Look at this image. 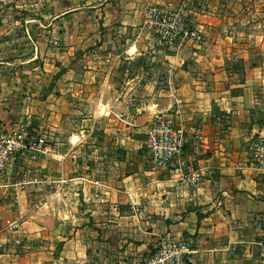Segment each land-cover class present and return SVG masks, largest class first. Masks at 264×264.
Here are the masks:
<instances>
[{"label":"crops","instance_id":"1","mask_svg":"<svg viewBox=\"0 0 264 264\" xmlns=\"http://www.w3.org/2000/svg\"><path fill=\"white\" fill-rule=\"evenodd\" d=\"M179 1L83 0L77 7H54L53 20L64 24V53H83L97 40L113 43L107 48L113 50L126 41V27L134 35L137 26L142 30L145 6L176 7ZM223 1L228 3L196 0L205 42L194 47L176 41L180 47L163 60L165 70L173 69L163 74L165 89L154 81L126 89L125 79L103 81L102 69L93 85H83L91 82L87 75L85 81L71 77L73 96L59 82L52 112L39 114L43 123L49 119L53 156L31 162L20 155L13 169L0 173V226L15 219L22 226L16 234L0 231V264H148L171 239L189 245L185 264H264V173L251 157L253 140L264 136V0H244L231 13ZM80 10H87L86 28L93 29L75 28L79 15L71 13ZM242 16L252 25L245 35L230 22ZM225 22L229 32L218 29ZM146 40L142 51L152 56L150 35ZM183 56L196 63L185 64ZM142 59L137 69L155 71ZM3 99L0 132L21 121L11 100ZM157 116L201 128V140L189 141L182 155L192 172L177 174L176 164L152 166L145 140ZM62 151L69 152L66 167ZM192 175L202 178L198 187L190 184Z\"/></svg>","mask_w":264,"mask_h":264},{"label":"rangeland","instance_id":"2","mask_svg":"<svg viewBox=\"0 0 264 264\" xmlns=\"http://www.w3.org/2000/svg\"><path fill=\"white\" fill-rule=\"evenodd\" d=\"M82 1L83 0H0V99L5 98V101L4 99L2 100L4 103L11 100V106L15 107L12 114H17L18 119H21V121L17 122L14 127L5 130L1 129L0 133L2 134H0V140L3 136L12 135L17 129L26 127L35 136L44 137L47 144L51 146L52 142H55V137L49 126V119L47 120V123H43L44 119L41 115L39 116V114L43 112L45 113L46 110L47 112L49 110L52 112L51 108L54 104L51 96L55 95V91L60 81L65 82L67 85V88L65 89L67 92L66 95L73 96V92L70 91L69 87V79L71 77L74 79H78L77 77H79L85 81L87 80V78H85L87 75L90 77L91 82H85L83 85H93L92 82L93 80H96L99 73L97 70L102 69L105 74L103 81L113 78L119 80L125 79L124 86L126 89H132L130 84H138L143 87L145 86V82L148 83L152 81L157 83L156 88L158 90L165 89L168 81L163 74L167 73L170 76L173 74V69L166 67L165 70V65H163L165 62H163V60L166 56L173 57V50L180 47V45H177L176 41L181 38L182 42L189 43L191 44L189 46L194 47L205 42V38L203 42L197 43L192 40H187L181 35L174 38H170L169 36L165 38L155 31V27L150 25L147 12L151 7L159 6L173 13H180L185 18L186 29L195 30L203 34L198 27L199 21L197 16L201 7L195 5L196 0H191L192 4L184 7L181 5L182 0H180L179 5L176 7L163 6L154 3L145 6L142 16V30L139 29L140 26H137V33L134 35L133 29L130 30L126 27V30L123 31V33L125 32L126 41L125 38L121 39L119 47H116V49H107L113 47V43L110 46H106L107 43H105L104 40H97L94 44V41L87 43L88 45H93L90 47H87L88 45L84 47V54L82 52L78 53L82 50L79 49L75 51L76 53L69 55L68 52L64 53L61 49L65 47V45L59 37V32L61 28L64 27V24L58 22V24L54 25V7L58 8L61 5L65 6L67 4H73V7H77L78 4L83 3ZM236 1L237 2H235V0H228V3L223 1V4L226 5L227 13H231L230 7L240 5L244 0ZM63 9L64 8H62V10ZM83 12L86 15L87 10H80L71 13H78L77 15H79L76 19L77 23L75 24V28L78 29V32L93 29L92 27L88 29L86 28L85 15ZM229 15L230 14H227L226 17L229 18ZM190 17L193 20H190ZM237 18L240 19L239 16ZM255 20H259V18L256 17ZM239 21H230L232 24L231 27L233 28V25L238 23L236 28L237 32L240 30L245 35L249 28L252 27L251 20L246 18L243 19L242 16L241 22ZM72 22L69 28L73 26L74 23ZM98 25L99 24L96 22L94 24V29L96 28L97 30ZM68 26L69 25L66 27L68 28ZM220 26L221 27H218V29L220 28V30L224 32L230 31L228 22L221 23ZM252 31L256 32L254 28ZM147 34L150 35L153 45V48L151 47L152 50L150 49L152 56H149L148 54L144 55L146 53L142 51V49L148 45V42H150V40H146V36H148ZM253 39L251 41H257L256 39ZM239 40L243 43L246 40L245 36ZM238 43L241 42L238 41ZM159 51L160 55L158 56L157 54ZM123 52L127 53L125 55H120ZM140 56L143 58L141 62L145 61L147 58L146 62L143 63H145V66H147V64L152 67L155 66V71L143 72L137 69L136 61ZM153 56L157 58L152 59ZM183 59L184 63L187 65L189 63H196V60L193 57H187L185 59L183 56ZM232 61L235 64H239L238 57H234ZM129 66L131 67V70L127 72L126 69ZM112 68L117 70L115 72L108 71V69L112 70ZM107 76L110 77L107 78ZM78 85L82 84L78 83ZM83 91V89H80L78 95H84ZM129 97H131V95H129ZM127 105L128 108L131 106V103L127 102ZM47 107H50V109H46ZM46 116L48 118L50 117V115ZM163 118L171 120L166 116H157L153 119L150 126L157 119ZM146 142L147 139L145 140V143ZM85 153V151L82 152L83 155ZM48 154L52 155L54 154V151H48ZM61 157L64 161V167H66V163L69 160V152L62 151ZM28 158L31 162L37 161L31 160L29 156ZM51 158L52 157L47 160V163L52 167L51 171H53L55 161ZM56 162H58L57 159ZM31 169L35 170L32 165ZM65 171L69 174V168H65ZM51 177H53V174H51ZM19 221L20 220L16 219L15 221L7 220L6 226H0V231L8 230L13 234L20 232L22 226ZM13 222H15L16 225L10 226V223Z\"/></svg>","mask_w":264,"mask_h":264},{"label":"built area","instance_id":"3","mask_svg":"<svg viewBox=\"0 0 264 264\" xmlns=\"http://www.w3.org/2000/svg\"><path fill=\"white\" fill-rule=\"evenodd\" d=\"M191 4V0L181 2L184 7ZM147 15L150 25L165 38L181 35L197 43L204 41L203 34L186 29L185 18L178 12L173 13L163 7L153 6L148 10ZM130 70L129 66L126 71ZM191 140L196 142L201 140L199 126L175 124L166 118L157 119L148 130L146 142L152 166L156 169H165L176 164L173 170L175 173L184 175L185 170L192 172L182 160L185 147ZM48 151H51V148L44 137L35 136L26 127L17 129L14 134L3 136L0 140V173L13 169L20 155L29 156L31 160L36 161ZM251 157L256 168L264 173V136L260 135L253 140ZM189 180L193 187H198L202 183V178L198 175H192ZM15 225V222L10 223V226ZM190 253L186 241L166 240L149 264H185L186 257Z\"/></svg>","mask_w":264,"mask_h":264}]
</instances>
